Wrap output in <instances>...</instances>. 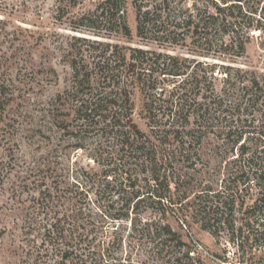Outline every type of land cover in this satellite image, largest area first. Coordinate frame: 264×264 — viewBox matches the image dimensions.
I'll return each mask as SVG.
<instances>
[{
  "label": "trees",
  "instance_id": "16d2710c",
  "mask_svg": "<svg viewBox=\"0 0 264 264\" xmlns=\"http://www.w3.org/2000/svg\"><path fill=\"white\" fill-rule=\"evenodd\" d=\"M97 1L96 11L83 12L75 28L98 35H110L114 30L130 35L127 0ZM132 1L138 35L158 38L161 32L175 36L187 26L203 39L209 57L230 54L236 58L246 51L253 36L250 31L264 30V16H258L254 7L245 8L243 0H211L214 11H205L197 19L187 13L172 28L161 25L160 0ZM214 28L220 33L213 32ZM241 29H246V37ZM74 37L103 48L72 57L71 83L56 94L48 122L59 132L85 126L101 132L110 144L100 153L102 159L93 156L101 167L78 170L77 188L69 189L73 205H66L64 219L74 222L73 243L56 247L61 256L58 264L75 254L77 264H117L109 261V248L111 242H121L122 236L101 237L100 228L107 222H127L149 236L165 264H206L192 248L184 251L186 261L175 255L171 246L185 241L165 219L168 213L177 214L184 223L196 219L216 236L226 232L238 253V261L225 257L228 264H264V118L261 124L254 118L264 114V72L205 60L197 61L187 73L177 55L160 61L161 53L144 47L124 50L119 43ZM161 74L176 78L172 88L162 86ZM219 78L223 85L217 89L213 85ZM4 84H0V116L7 98ZM137 89L145 94L142 116L147 128L135 117ZM71 114L76 125L68 117ZM53 146L58 150L60 145ZM45 167L49 169L51 163L42 161L37 169ZM50 188L46 183L42 191ZM142 203L158 220L143 217ZM62 221L60 217L52 222L54 229L47 228L45 235L54 231L58 238L66 239ZM79 243L84 245L83 251L75 253Z\"/></svg>",
  "mask_w": 264,
  "mask_h": 264
},
{
  "label": "rangeland",
  "instance_id": "374dc122",
  "mask_svg": "<svg viewBox=\"0 0 264 264\" xmlns=\"http://www.w3.org/2000/svg\"><path fill=\"white\" fill-rule=\"evenodd\" d=\"M243 1L245 8L254 7L258 16H264V0ZM97 3V0H0V84L5 83L3 90L7 93L5 112L0 116V264H58L61 261L56 247L73 240L70 233L74 222L64 219L68 212L66 205H73L69 189L77 188L78 170L101 167L102 163L97 164L93 156L102 159L100 153L110 144L101 132L90 131L85 126H77L76 131L73 128L74 132H59L48 122L56 94L71 83L72 57L76 54L80 57V53L88 56L103 48L76 39L74 35L119 43L124 50L130 46L144 47L161 53L160 61L167 55H177L187 73L192 71L197 61L205 60L264 72L263 29L261 32L260 28H254L255 34L250 31L253 36H250L242 55L236 58L230 54L209 57L205 54L207 46L203 39L195 36L193 28L187 26L184 32L175 36L161 32L158 38L138 35L136 8L132 0L125 3L130 35L115 30L110 35H98L92 30L76 29L81 14L95 12ZM158 7L162 13L161 25L167 28H172L187 13L195 14L197 19L205 11L216 8L211 0H170L169 5L160 0ZM240 34L246 37V29H241ZM214 49H217L216 45ZM159 77L163 79L162 86L168 88H172L173 79H176L171 74ZM222 85L219 78L213 86L219 89ZM144 99L145 94L137 89L134 94L135 117L142 128H147V120L142 116ZM68 117L72 118L73 114ZM254 118L256 124H261L264 114H256ZM71 121L76 125V119ZM55 143L60 145L58 150L53 146ZM95 149L99 150V155L95 154ZM42 161L51 163V167L38 170ZM46 183L51 188L42 191ZM55 184L59 186L56 188ZM91 196L95 197L93 192ZM139 210L145 219L159 218L147 208L146 203H142ZM176 210L180 215L181 212ZM60 217H63L66 227V239L58 238L54 231L51 236L45 235L46 229H54L51 223ZM165 219L185 241L181 246H171L180 261H186L183 254L187 248H192V253L206 264H228L225 257L238 261L236 247L229 242L226 232L216 236L203 229L196 219L184 223L174 213H168ZM100 230L99 234L104 239L118 234L122 236L121 242H111L109 261L117 264H165L150 237L133 230L130 223L107 222ZM75 247V253H80L84 245L79 243ZM77 257L75 254L64 259L63 264H77Z\"/></svg>",
  "mask_w": 264,
  "mask_h": 264
},
{
  "label": "built area",
  "instance_id": "2783aa9c",
  "mask_svg": "<svg viewBox=\"0 0 264 264\" xmlns=\"http://www.w3.org/2000/svg\"><path fill=\"white\" fill-rule=\"evenodd\" d=\"M252 32H253V34H255L256 30L254 29V30H252Z\"/></svg>",
  "mask_w": 264,
  "mask_h": 264
}]
</instances>
